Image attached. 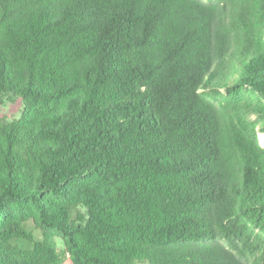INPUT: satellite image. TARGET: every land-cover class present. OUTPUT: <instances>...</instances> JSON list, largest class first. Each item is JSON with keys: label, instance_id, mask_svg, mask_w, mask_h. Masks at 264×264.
I'll list each match as a JSON object with an SVG mask.
<instances>
[{"label": "trees", "instance_id": "16d2710c", "mask_svg": "<svg viewBox=\"0 0 264 264\" xmlns=\"http://www.w3.org/2000/svg\"><path fill=\"white\" fill-rule=\"evenodd\" d=\"M263 38L264 0H0V264H264V150L208 97L264 98Z\"/></svg>", "mask_w": 264, "mask_h": 264}, {"label": "rangeland", "instance_id": "374dc122", "mask_svg": "<svg viewBox=\"0 0 264 264\" xmlns=\"http://www.w3.org/2000/svg\"><path fill=\"white\" fill-rule=\"evenodd\" d=\"M264 45V38H263ZM233 80V74L227 79ZM208 97L213 100L220 107L227 108L231 111L235 117L241 118L249 126V130L253 134L258 146L264 150V114H258L253 112L254 110L264 109V98L255 92L246 89H232L230 92L225 90H219L217 92L208 93ZM249 106V108H248ZM1 113L6 116L5 122H17L20 118L19 105L4 103L1 107ZM263 140V142H261ZM79 212L84 213L83 209L79 208ZM16 216V215H15ZM30 214L26 212V215L22 217L29 219ZM28 230H33L30 222L27 223ZM33 232V231H32ZM34 239L37 241L45 240L48 246L56 254L57 264H71L68 255L64 252V244L61 238L55 235H49L47 238H43L39 232H33ZM19 248L22 250H30L31 248L26 244L19 243ZM134 264H146L142 262H136Z\"/></svg>", "mask_w": 264, "mask_h": 264}, {"label": "bare ground", "instance_id": "6f19581e", "mask_svg": "<svg viewBox=\"0 0 264 264\" xmlns=\"http://www.w3.org/2000/svg\"><path fill=\"white\" fill-rule=\"evenodd\" d=\"M261 142H263V140H261Z\"/></svg>", "mask_w": 264, "mask_h": 264}]
</instances>
